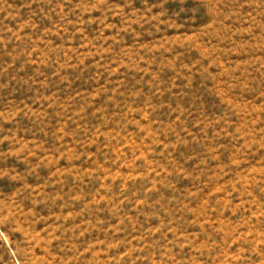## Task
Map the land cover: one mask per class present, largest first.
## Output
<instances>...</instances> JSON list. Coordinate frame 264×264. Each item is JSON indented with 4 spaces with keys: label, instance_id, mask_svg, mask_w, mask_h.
Returning <instances> with one entry per match:
<instances>
[{
    "label": "rangeland",
    "instance_id": "rangeland-1",
    "mask_svg": "<svg viewBox=\"0 0 264 264\" xmlns=\"http://www.w3.org/2000/svg\"><path fill=\"white\" fill-rule=\"evenodd\" d=\"M0 264H264V0H0Z\"/></svg>",
    "mask_w": 264,
    "mask_h": 264
}]
</instances>
